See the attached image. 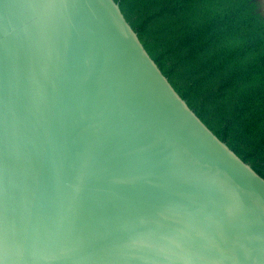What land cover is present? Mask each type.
<instances>
[{
	"label": "water",
	"instance_id": "water-1",
	"mask_svg": "<svg viewBox=\"0 0 264 264\" xmlns=\"http://www.w3.org/2000/svg\"><path fill=\"white\" fill-rule=\"evenodd\" d=\"M0 264H264V178L115 0H0Z\"/></svg>",
	"mask_w": 264,
	"mask_h": 264
},
{
	"label": "trees",
	"instance_id": "trees-1",
	"mask_svg": "<svg viewBox=\"0 0 264 264\" xmlns=\"http://www.w3.org/2000/svg\"><path fill=\"white\" fill-rule=\"evenodd\" d=\"M170 83L264 178V14L258 0H115Z\"/></svg>",
	"mask_w": 264,
	"mask_h": 264
},
{
	"label": "flooded vegetation",
	"instance_id": "flooded-vegetation-1",
	"mask_svg": "<svg viewBox=\"0 0 264 264\" xmlns=\"http://www.w3.org/2000/svg\"><path fill=\"white\" fill-rule=\"evenodd\" d=\"M259 2H260V4H261V8H260V10H261V12L262 11H264V1H262V0H258ZM264 13V12H263Z\"/></svg>",
	"mask_w": 264,
	"mask_h": 264
}]
</instances>
